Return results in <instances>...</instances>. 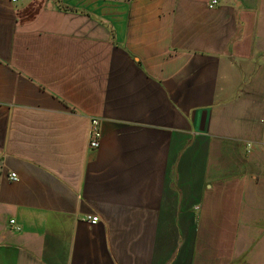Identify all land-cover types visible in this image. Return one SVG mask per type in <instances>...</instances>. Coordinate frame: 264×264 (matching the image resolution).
Listing matches in <instances>:
<instances>
[{
    "label": "crops",
    "instance_id": "crops-1",
    "mask_svg": "<svg viewBox=\"0 0 264 264\" xmlns=\"http://www.w3.org/2000/svg\"><path fill=\"white\" fill-rule=\"evenodd\" d=\"M210 1L0 0V264H264V0Z\"/></svg>",
    "mask_w": 264,
    "mask_h": 264
},
{
    "label": "built area",
    "instance_id": "built-area-1",
    "mask_svg": "<svg viewBox=\"0 0 264 264\" xmlns=\"http://www.w3.org/2000/svg\"><path fill=\"white\" fill-rule=\"evenodd\" d=\"M23 0H11L12 3L17 4ZM216 5H218V0H211L209 7L214 8ZM102 141V131L100 128V121L96 118H93L91 120V126H90V132H89V148L91 150H96L100 147ZM11 179L14 181L18 180V176L16 173L11 174ZM89 221L91 224H96L99 221L98 216H93L92 218H89ZM10 225L15 228L16 230H20V226L16 224L15 220L10 221Z\"/></svg>",
    "mask_w": 264,
    "mask_h": 264
}]
</instances>
